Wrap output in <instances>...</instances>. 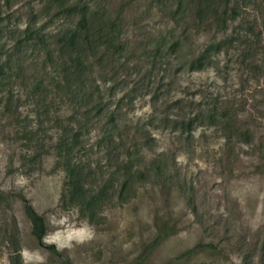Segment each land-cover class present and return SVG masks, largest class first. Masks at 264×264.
Instances as JSON below:
<instances>
[{
	"label": "rangeland",
	"instance_id": "374dc122",
	"mask_svg": "<svg viewBox=\"0 0 264 264\" xmlns=\"http://www.w3.org/2000/svg\"><path fill=\"white\" fill-rule=\"evenodd\" d=\"M61 1L0 0V57L34 18L52 41ZM63 1L122 32L124 51L95 78L122 147L136 143L133 132L150 135L134 166L165 170L135 175L122 204V149L97 153L92 129L82 161L110 199L92 219L67 203L54 146L74 109L55 93L30 98L39 63L32 69L23 48L0 87V264H264V0ZM216 43L209 66L192 71L191 59ZM196 114L189 130L176 124ZM21 197L56 252L35 239Z\"/></svg>",
	"mask_w": 264,
	"mask_h": 264
},
{
	"label": "trees",
	"instance_id": "16d2710c",
	"mask_svg": "<svg viewBox=\"0 0 264 264\" xmlns=\"http://www.w3.org/2000/svg\"><path fill=\"white\" fill-rule=\"evenodd\" d=\"M56 17L60 20V28L49 40L46 26L39 25L37 19H32L17 37L16 50L6 58L0 57V87L7 80L8 70L13 62V56L19 62V53L29 49L34 53L31 59L32 69L39 63L35 80L29 91L32 100L46 101L49 94L55 93L63 106H73L74 113L70 121L64 124L63 131L55 142L56 165L64 173L62 197L70 205L92 219L95 216V206L105 204L110 196L104 186L93 185L98 173L86 165L83 157H87L85 142L93 129L94 143L97 153L106 151L109 154L113 149H122L118 155L124 156L123 170L126 173L121 183L117 197L122 204L127 203L134 194H130V179L135 175L142 181L147 174L162 175L165 167L148 164L145 170L134 162L147 157L150 135L142 132H133L131 138L134 145L123 148L121 133L114 110H108L101 96L99 81L95 72L100 69L105 59H111L115 54L124 51L122 32L118 31L114 21L96 18L87 6H68L61 1ZM225 22V20H222ZM51 38V36H50ZM221 43L207 46L190 61L192 71H202L209 66V61L217 52ZM199 114L190 119L177 121L180 129H190L201 122ZM219 117L217 113L208 115L209 122L215 123ZM91 130V131H90ZM127 131V130H126ZM128 132V131H127ZM129 133V132H128ZM147 135V136H146ZM129 139V136H126ZM155 170L154 172H152ZM139 178V180H141ZM95 187V190H92ZM26 214L31 220L33 234L41 246L48 247L56 252L54 245L46 246L43 238L46 226L43 217L34 209L25 197H21ZM121 204V205H122ZM66 264H70L69 262Z\"/></svg>",
	"mask_w": 264,
	"mask_h": 264
}]
</instances>
